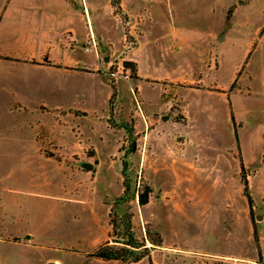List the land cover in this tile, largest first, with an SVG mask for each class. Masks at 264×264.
Masks as SVG:
<instances>
[{
	"label": "rangeland",
	"instance_id": "374dc122",
	"mask_svg": "<svg viewBox=\"0 0 264 264\" xmlns=\"http://www.w3.org/2000/svg\"><path fill=\"white\" fill-rule=\"evenodd\" d=\"M88 1L98 9V51L111 62L105 80L116 95L106 109V84L85 78L77 81L89 98L82 104L49 107L59 111L43 116L27 108L25 126L39 127L41 150L55 167L27 161L36 157L31 142L24 156L2 163L0 181L27 188L49 179L51 191L89 200L98 216L86 225V246L94 248L88 262L103 239L122 248L111 241L126 240L124 217L131 214L132 233L144 245L139 251L151 264H258L254 232L264 254V0H123L125 11L112 8L117 19L108 0ZM86 33L79 25V39ZM75 52L84 57L80 41ZM130 59H138L144 75L168 79L150 88L137 81ZM87 61H94L93 52ZM67 207L53 212L69 219ZM36 211L41 216L44 209ZM50 233L67 241L65 228ZM158 240L160 246L152 244ZM198 250L231 260L214 261ZM133 264H149L148 257Z\"/></svg>",
	"mask_w": 264,
	"mask_h": 264
},
{
	"label": "crops",
	"instance_id": "0c3cea01",
	"mask_svg": "<svg viewBox=\"0 0 264 264\" xmlns=\"http://www.w3.org/2000/svg\"><path fill=\"white\" fill-rule=\"evenodd\" d=\"M120 6L125 11L123 0ZM107 8L116 18L110 0ZM98 22V9L88 0H0V168L6 160L24 156L25 146L31 142L36 157L30 156L27 161L33 165L39 161L51 163L55 167V161L43 155L39 127L31 131L25 126L27 108H34L43 116L59 111L51 112L49 107L82 104L89 98L77 81L91 78L106 84L108 90L102 100L107 109L112 90L105 80V72L111 62L104 61L98 51L101 43L96 34ZM79 25L87 29L83 41L77 35ZM78 41L82 43L83 58L75 52ZM90 52L94 53L91 65L87 61ZM130 61L136 66L137 81L153 84H145L150 88L168 79L146 76L138 59ZM137 87L146 106L140 86ZM72 111L91 114L84 110ZM23 163L24 157H21L17 164ZM32 185L25 188L22 183L0 181V264L107 263L99 259L88 262L86 257L94 249L87 248L85 232L89 219L96 221V207L89 200L51 191L54 184L49 179ZM67 205L71 210L69 219L63 215L59 218L53 212L59 206L68 208ZM39 208L44 209L41 216L36 211ZM46 208L52 211L45 212ZM27 220V227L19 231L18 223ZM57 226L68 232L64 243H58L50 233ZM195 252L198 256L213 257L214 261L231 260L230 255L222 252ZM262 255L264 258L263 251Z\"/></svg>",
	"mask_w": 264,
	"mask_h": 264
},
{
	"label": "trees",
	"instance_id": "16d2710c",
	"mask_svg": "<svg viewBox=\"0 0 264 264\" xmlns=\"http://www.w3.org/2000/svg\"><path fill=\"white\" fill-rule=\"evenodd\" d=\"M110 3H111V6H112V8L114 10V14H115L116 11H119V14H120V12L122 11L121 10V6H120V0H110ZM124 64L125 65H130L131 63L129 64L128 62H124ZM110 87H111L112 93H111V97H110L109 102H108V106L110 105V102L113 100V98L116 95V87L114 86L113 82H111ZM231 121L234 124L233 116H231ZM235 136H236V133H235ZM122 166H123V168H122V172L121 173H122L123 177H125L124 175H125L126 166H125V164H123ZM241 169L243 170L242 166H241ZM125 181H126V178L124 179V184H125ZM241 181H242V184H243L244 195L248 199L249 204H250L251 203V198H250L249 193H248V185H247V181H246V179H245V177L243 175L241 176ZM127 189H128V187L125 184L124 194L127 192ZM139 200H140L139 202L141 204H145L147 202L146 198L144 199L142 197H139ZM249 208L251 209V207H249ZM110 215H111V218H110L111 219V223H110V226H111L110 237L112 238L113 233H114V228L116 227L115 221L113 222V218H116V217L113 214L112 209H110ZM124 220H125L124 221V226H126V228H125L126 240H123L124 238H121L122 242L121 241H115V240L111 241L113 243L121 244L122 248H120V249L113 248L109 244L110 242L106 241L102 245L97 247L92 253H90L88 255L89 258H96V259H99V260H102V261H106V262L107 261H118V262H121V260H124L125 256L128 255L129 258H131L130 263L133 264V263L139 262L141 259H143L144 257L147 256L148 257V262H149V264H151L150 257L146 253H143V252L139 251V249L141 247H143L144 245L139 243L138 240L134 237V234L132 233L131 214H127L124 217ZM254 241H255V245H256V249H257V256H258L257 262H258V264H264V261L262 259L260 245H259V239L257 237L256 232H254ZM152 244L155 245V246H160L161 245V240H158L157 242H153Z\"/></svg>",
	"mask_w": 264,
	"mask_h": 264
},
{
	"label": "built area",
	"instance_id": "2783aa9c",
	"mask_svg": "<svg viewBox=\"0 0 264 264\" xmlns=\"http://www.w3.org/2000/svg\"><path fill=\"white\" fill-rule=\"evenodd\" d=\"M93 45V44H92Z\"/></svg>",
	"mask_w": 264,
	"mask_h": 264
},
{
	"label": "water",
	"instance_id": "95a60500",
	"mask_svg": "<svg viewBox=\"0 0 264 264\" xmlns=\"http://www.w3.org/2000/svg\"><path fill=\"white\" fill-rule=\"evenodd\" d=\"M89 168V167H88Z\"/></svg>",
	"mask_w": 264,
	"mask_h": 264
}]
</instances>
